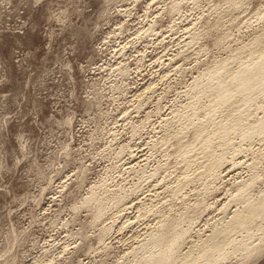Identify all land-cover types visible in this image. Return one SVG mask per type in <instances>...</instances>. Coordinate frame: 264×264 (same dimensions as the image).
<instances>
[{
  "label": "rangeland",
  "instance_id": "obj_1",
  "mask_svg": "<svg viewBox=\"0 0 264 264\" xmlns=\"http://www.w3.org/2000/svg\"><path fill=\"white\" fill-rule=\"evenodd\" d=\"M257 44L264 0H0V264H144L165 214L185 230L178 253L195 254L241 207L236 189L264 193V131L231 133L205 178L197 133L211 96L193 86ZM257 221L259 250L232 264H264Z\"/></svg>",
  "mask_w": 264,
  "mask_h": 264
},
{
  "label": "bare ground",
  "instance_id": "obj_2",
  "mask_svg": "<svg viewBox=\"0 0 264 264\" xmlns=\"http://www.w3.org/2000/svg\"><path fill=\"white\" fill-rule=\"evenodd\" d=\"M257 45H259V46H256L255 50L250 51L249 58L246 62H243L242 60L238 59L237 57L234 58V61L237 63L236 69H234V70L227 69L226 65L223 64V66L221 68L218 67V70H216V72H214L207 79V80H212V84H210L208 86V85H200V84L195 83L193 86V88L196 91L201 92V93L204 92L205 94H207V95L209 94V96H211V103L208 105L209 107L207 106L208 108H206L208 110L205 109L207 111V114L209 113L207 115L208 119L200 122L198 124L200 126L197 125L198 127H200V129L197 133V138L198 137L200 138V141L202 144V147H201L202 148V150H201L202 154L201 155L204 156V158H206V157L208 158V162L205 159V161H206L205 163L203 162V164H198V166L201 165L204 168V170L199 169V171L200 170H201V172L204 171V173L203 172L202 173L205 175V178H206V176L207 177L209 176L210 180H212V175L214 174L213 172H214L215 168L219 164H221L224 160V152H223L224 149L221 150L222 149L221 148L220 149L221 152H217L216 151V149H218L217 146H221V147L228 146L229 147L231 145V142H230L231 133L237 132V133L241 134V136L244 135L246 137H251V136L262 137V134L264 131V116L261 118L254 119L255 114L254 115L252 114L251 108H250V106H252L253 103L256 102L257 100L260 101V103L261 102L264 103V44H257ZM194 89H193V91L196 93V91ZM234 95H239L241 100L238 101L239 102L238 104L229 105V107H228L227 105L232 100V97ZM259 98H260V100H259ZM260 103H258V105ZM262 105L263 104H261V106ZM220 108L222 109V111H224L223 109H225V111H226L223 115L224 117L220 120L214 121L215 110L216 109L221 110ZM202 112H204V110ZM203 115H205V113H203ZM263 115H264V108H263ZM186 123H188V121H186ZM189 123H191V121H189ZM182 124H184V123H182ZM262 143H263V141H262ZM199 159H200V156H199ZM230 159H232V158H230ZM200 160L204 161V159H202V158ZM218 167H220V165ZM217 172H215V173L217 174ZM153 173H152V175H153ZM148 174L150 175V172ZM193 176H195V175H193ZM197 176L198 175H196V177ZM191 177H192V175H191ZM196 177H194V179ZM201 177L202 176H200V177L198 176L199 179ZM150 178H151V176H150ZM205 178H202V180ZM154 179H156V177H154ZM153 180H152V182H153ZM188 180H189V177L184 179V181H188ZM190 180L192 181V179H190ZM180 181H182V180H179L176 182V186H175L176 188L174 187L175 189H177V188H178V190L181 189L180 186L182 185V183H180ZM155 184H153L154 188H155ZM204 184H205V182H204ZM177 186H179V187H177ZM154 188H153V190H154ZM166 189H169V187L167 186ZM172 190H174V189H172ZM199 190H201V189H199ZM160 191H162V190H160ZM176 191H174V192L177 194ZM197 191H196V193H200L202 190L199 192H197ZM236 191H237L236 199H239L241 201V204H242L241 207L237 208L235 211H233L231 216L228 214L230 217L227 220H225L224 222H222L220 224L218 223V225L215 227H212L210 233L208 231H206L208 233V235L206 236L205 239L202 240L201 243L199 242L200 244L198 246L196 245L197 249H196L195 254L190 253V251L192 249L188 250L189 252L186 250L189 248L190 245L187 246L185 249L188 253L185 252V254H183V252H181L182 255L180 253H178V250H179L178 248H179L181 242H183L182 239H183V236L185 234V232H184L185 230H181L180 232L178 230H176L177 229L176 228L177 220H175V217H174V220H175L174 222H173V220L167 221V220L163 219L164 216L166 217V214L165 215L162 214L163 215L162 219H160L158 216L160 221H158V220L157 221L160 222V226H159V228L157 227L158 229L155 231V234H154V232H153V234H151L152 231L150 229L151 233H149V234H151V236H149V239H144V236H143V239L146 240L147 242L144 243V245L142 246V249L140 250V253H139L140 255L139 254H138L139 256L137 255L139 257V259H137V261L139 260L141 263H144V264H227V262L229 264H232V262H233L232 258L234 256H236L237 254L240 255V253H241V255H242V254H246L245 252L249 253V252H254L255 250H259L260 244L257 246L256 245L253 246V239H254V236H255V233L257 230H263V228H261L259 225H257V222H258L257 219H259L260 217H262L264 215V193H261L262 195L259 199H252L248 195L247 188L240 187V188L236 189ZM155 192H157L156 194L159 193L158 191H155ZM169 193H171V192H169ZM167 194L168 193H166V195ZM229 194H231V193H229ZM233 194H231L230 196H232ZM163 195H165V194L163 193ZM251 195H253V194H251ZM170 196H172V195H170ZM161 197H162V195H161ZM168 197L169 196L167 195L166 199ZM172 197H174V195ZM154 198L155 197H153V199ZM254 198H256V197H254ZM153 199L151 197V201ZM156 199H157V197H156ZM163 199H164V196L162 197V200ZM168 199H170V197ZM162 200L160 199V201H162ZM164 200L162 202H160V204L163 203ZM151 203H153V202H151ZM156 203L157 202H155V204ZM225 203H227V202L225 201L224 204ZM160 204H157V205L160 206ZM196 204H197V202H196ZM97 205H98V203H97ZM229 205H231V204L229 203ZM229 205H227V206L230 207ZM221 206H223V205H221ZM148 207H149V210H151L150 206H148ZM153 208H155V207H153ZM232 208H235V207L233 206ZM145 209L141 208V211L145 210ZM190 209H192V208H190ZM153 210L155 211V209H153ZM95 211H96V209H95ZM146 211H148V210L146 209ZM158 211L159 210H157V212ZM192 211H194V210H192ZM97 212H99L98 209H97ZM148 212H150V211H148ZM146 213H144V214L141 213V214L145 215ZM161 213H163V212H161ZM228 213H230V212H228ZM95 214H97V213H95ZM95 214H94V216H96ZM139 214H140V212H139ZM147 214H151V213H147ZM153 214H152L151 218H153ZM217 215H219V213ZM98 216L99 215L97 214V217ZM142 216H141V218H142ZM181 216H183V215H181ZM97 217H95V218H97ZM154 217H155V215H154ZM139 218H140V216H139ZM143 218H144V216H143ZM155 218H157V215ZM166 218L172 219V217H166ZM194 221H195V217H194ZM207 221H208V219H207ZM205 222H206V220L204 221L203 224H205ZM208 222H210V221H208ZM216 222H217V220H216ZM216 222H214V223H216ZM152 223H154V222L151 221V224ZM207 223H206V225H207ZM185 224H186V222H185ZM146 225L148 226V222L146 223ZM186 225L189 226L188 224H186ZM208 225H209V223H208ZM212 225H214V224H211V226ZM256 225H257V227H255ZM201 226L203 227V225H201ZM151 227H153V226H151ZM178 228H180L179 225H178ZM207 228H209V227L207 226ZM143 229H146V228L143 227ZM154 229H156V227ZM147 230L148 229H146V231ZM209 231H210V229H209ZM145 232H142V233H145ZM147 234H148V231H147ZM262 234H264V233L261 232L260 235H258L256 238L261 243H263V241H264V236H262ZM204 235H206V234H204ZM238 235H240L239 238H237ZM145 238H148V237H146V235H145ZM143 239L141 241L142 243H143ZM193 241H194V239H193ZM188 242H189V239H188ZM185 244H184V246H185ZM137 245L139 246V244L134 245L136 248L133 247L134 248V249H132L133 251L135 249H137ZM191 245H195V242H194V244L191 243ZM181 247H180V249H181ZM192 248H193V246H192ZM138 250H139V248H138ZM185 250H181V251H185ZM135 253L136 252H134V254ZM137 256L134 255V257H137ZM235 259H237V258H235ZM139 261H138V263H140Z\"/></svg>",
  "mask_w": 264,
  "mask_h": 264
}]
</instances>
